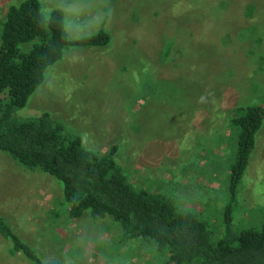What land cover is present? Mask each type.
Instances as JSON below:
<instances>
[{
    "label": "rangeland",
    "instance_id": "obj_1",
    "mask_svg": "<svg viewBox=\"0 0 264 264\" xmlns=\"http://www.w3.org/2000/svg\"><path fill=\"white\" fill-rule=\"evenodd\" d=\"M21 1L0 0V22ZM38 1L46 16L62 11L69 40L102 30L110 41L65 48L16 116L46 112L86 151L115 145L135 187L169 197L224 237L237 153L230 119L236 107L264 108V0ZM232 208L233 234L264 224V121ZM0 215L44 260L146 264L116 248L119 226L88 212L68 220L61 185L2 152ZM9 247L0 237V264H29Z\"/></svg>",
    "mask_w": 264,
    "mask_h": 264
},
{
    "label": "trees",
    "instance_id": "obj_2",
    "mask_svg": "<svg viewBox=\"0 0 264 264\" xmlns=\"http://www.w3.org/2000/svg\"><path fill=\"white\" fill-rule=\"evenodd\" d=\"M109 41L102 30L69 40L62 11L53 9L46 16L38 0L9 7L0 22V152L24 171L54 178L61 185L68 220L88 212L95 220L119 226L116 248L125 246V257H142L146 264H264V224L239 234L230 226L237 187L264 121L261 106L236 107L230 119L237 131V153L229 172L226 234L219 240L196 213L180 211L169 197L135 187L115 160V145L101 154L86 151L79 138L69 136L46 112L25 120L16 116L65 48L103 47ZM24 44H30L26 51L20 47ZM0 237L9 243L12 257L21 255L29 264H62L44 260L2 215ZM130 245L135 252L126 248Z\"/></svg>",
    "mask_w": 264,
    "mask_h": 264
}]
</instances>
